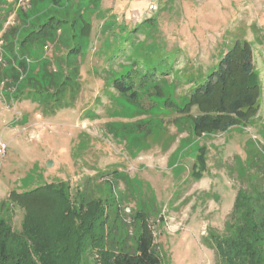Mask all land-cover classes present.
<instances>
[{"label": "rangeland", "instance_id": "obj_1", "mask_svg": "<svg viewBox=\"0 0 264 264\" xmlns=\"http://www.w3.org/2000/svg\"><path fill=\"white\" fill-rule=\"evenodd\" d=\"M55 1L0 5V220L20 234L34 217L53 235L52 220L71 221L84 186L115 200L106 248L134 245L146 210L163 264H224L205 243L208 232L225 233L239 188L264 194V0H69L67 18L81 2L91 21L76 56L56 19L39 33L45 40H22L49 7L61 12ZM237 40L254 49L259 109L226 132L196 135L190 88ZM127 71L134 98L113 83ZM61 78L70 84L54 92ZM17 83L33 84L22 99L13 96ZM50 184L68 185L66 197ZM99 248L88 245L78 264H100Z\"/></svg>", "mask_w": 264, "mask_h": 264}, {"label": "trees", "instance_id": "obj_2", "mask_svg": "<svg viewBox=\"0 0 264 264\" xmlns=\"http://www.w3.org/2000/svg\"><path fill=\"white\" fill-rule=\"evenodd\" d=\"M3 1L0 0V5ZM54 3L51 9L56 7V11L61 12L48 13L49 7L42 13L38 28L29 30L22 40H26L29 36L27 41L34 40L32 41L34 44L37 43L35 41L45 40L48 36H45V33L39 36V33L49 24L51 28L56 27L51 23L52 19H56L55 23L64 25L67 32L64 41L72 42L70 52L76 56L82 50L83 41L88 39L91 21L83 15V12H80L82 11L80 10L81 2L77 10L79 13L74 11L77 14L73 16L72 21L67 18L72 12H63V9L70 7L71 2L58 0ZM66 3L69 4L66 5ZM72 9L76 10V8ZM65 13L68 15L65 16ZM79 17L83 18L82 21ZM2 23L4 24V21ZM2 27L1 25L0 31ZM46 33L55 35L49 30ZM21 61L24 63L23 60ZM129 73L130 71L122 73L114 79L113 83L120 92L134 98L136 91L131 86L133 76L130 74L125 79ZM67 77L70 76L67 75ZM62 79L58 83L52 80L54 86H58L57 91L54 92L58 93L70 84ZM1 80L0 77V83ZM44 80L43 78L35 84L41 89L46 88L48 86ZM32 85L20 87L17 83L13 96L18 99L19 95L22 99ZM261 94L262 83L255 68L253 46L251 42L237 40L221 56L218 65L202 81L190 88V110L193 106L199 110L198 114L192 116L195 134L200 136L219 131L226 132L230 128L243 124L250 116L257 113ZM201 151L196 157L198 162L205 160L206 151L203 147ZM195 167L197 170L195 176L200 177L202 169L200 170L197 165ZM60 185L50 184L48 189L61 196L69 187L65 186L66 191H64ZM63 195L66 197V193ZM112 201L115 200L109 196L95 199L84 186L78 188L69 206L71 212L66 214L71 221L62 224L54 218L51 222L53 226L51 232L55 230L56 232L53 235L44 232L42 224L34 217L24 222V228L20 234L15 233L10 221L0 220V264H65L66 262L78 264L82 252L91 243L100 247L98 249L100 264H163L161 256L154 249V232L148 223L146 210H139L137 214L138 234L134 245L130 246L122 241L119 248L110 249L104 246L108 242L110 233L107 223ZM232 213V219L225 222V233L210 229L205 243L215 248L224 264H264V194L239 188ZM70 214H72L71 217ZM70 250L73 253L72 256H70Z\"/></svg>", "mask_w": 264, "mask_h": 264}]
</instances>
